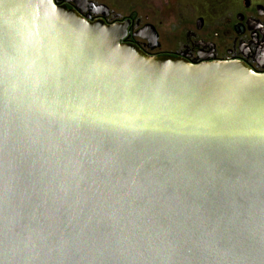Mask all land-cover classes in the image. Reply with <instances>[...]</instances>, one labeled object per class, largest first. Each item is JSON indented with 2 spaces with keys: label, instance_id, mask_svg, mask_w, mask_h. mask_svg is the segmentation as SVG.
Returning a JSON list of instances; mask_svg holds the SVG:
<instances>
[{
  "label": "water",
  "instance_id": "95a60500",
  "mask_svg": "<svg viewBox=\"0 0 264 264\" xmlns=\"http://www.w3.org/2000/svg\"><path fill=\"white\" fill-rule=\"evenodd\" d=\"M0 0V264H264V74Z\"/></svg>",
  "mask_w": 264,
  "mask_h": 264
},
{
  "label": "flooded vegetation",
  "instance_id": "af4514ba",
  "mask_svg": "<svg viewBox=\"0 0 264 264\" xmlns=\"http://www.w3.org/2000/svg\"><path fill=\"white\" fill-rule=\"evenodd\" d=\"M51 1L88 22L124 28L121 43L149 57L168 56L193 66L241 63L264 74V0H163L164 6H178L170 9L166 28L155 21L159 11L149 13L148 0L141 7L133 0ZM160 1L150 3L162 7Z\"/></svg>",
  "mask_w": 264,
  "mask_h": 264
},
{
  "label": "rangeland",
  "instance_id": "374dc122",
  "mask_svg": "<svg viewBox=\"0 0 264 264\" xmlns=\"http://www.w3.org/2000/svg\"><path fill=\"white\" fill-rule=\"evenodd\" d=\"M142 1L143 0H133V2L134 3H137V6L138 7H141L140 6V4L142 3ZM150 1L151 0H148V1H146L147 3V9H148V11H149V13L150 12H152V13H154L155 11L157 12V11H159V14H158V18H156V20L155 21H157V22H163V24L166 22V20L170 17V9L172 8V7H174L175 9L178 7L177 6V4H176V6L175 5H173V3H169V5L168 6H164V1L163 0H159L160 2L159 3H161L163 6L161 7L157 2H156V4H155V2H151L150 3ZM209 7V6H208ZM207 7V8H208ZM174 9V10H175ZM152 18H155V16L154 17H152ZM156 22V23H157ZM155 24V23H154ZM168 24L169 23H167V24H164V28H166L167 26H168Z\"/></svg>",
  "mask_w": 264,
  "mask_h": 264
}]
</instances>
